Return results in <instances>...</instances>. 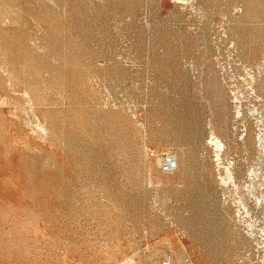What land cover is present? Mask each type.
Instances as JSON below:
<instances>
[{
	"label": "rangeland",
	"instance_id": "rangeland-1",
	"mask_svg": "<svg viewBox=\"0 0 264 264\" xmlns=\"http://www.w3.org/2000/svg\"><path fill=\"white\" fill-rule=\"evenodd\" d=\"M0 264H264V0H0Z\"/></svg>",
	"mask_w": 264,
	"mask_h": 264
},
{
	"label": "bare ground",
	"instance_id": "bare-ground-1",
	"mask_svg": "<svg viewBox=\"0 0 264 264\" xmlns=\"http://www.w3.org/2000/svg\"><path fill=\"white\" fill-rule=\"evenodd\" d=\"M240 2H241V0H240ZM244 4V3H243ZM245 10V9H244ZM237 14H238V12H237ZM240 14V13H239ZM240 16V15H239ZM243 16V15H242ZM241 21V20H240ZM260 25V24H259ZM243 26V25H242ZM260 47V46H259ZM250 83V82H249ZM254 86V85H253ZM242 104V103H241ZM243 105V104H242ZM241 110V109H240ZM207 147H208V145H207ZM223 151V150H222ZM190 153V152H189ZM215 155V154H214ZM213 155V156H214ZM224 162V161H223ZM234 164V163H233ZM232 165V164H231ZM224 171V170H223ZM222 175V174H221ZM223 181V180H222Z\"/></svg>",
	"mask_w": 264,
	"mask_h": 264
}]
</instances>
